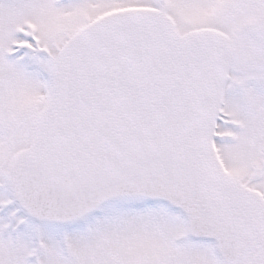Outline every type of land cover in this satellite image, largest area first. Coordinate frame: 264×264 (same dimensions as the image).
<instances>
[{"label":"snow or ice","instance_id":"snow-or-ice-1","mask_svg":"<svg viewBox=\"0 0 264 264\" xmlns=\"http://www.w3.org/2000/svg\"><path fill=\"white\" fill-rule=\"evenodd\" d=\"M0 264H264V0H0Z\"/></svg>","mask_w":264,"mask_h":264}]
</instances>
